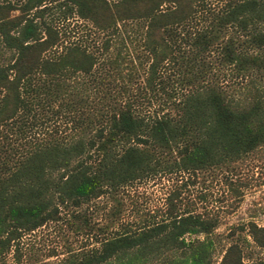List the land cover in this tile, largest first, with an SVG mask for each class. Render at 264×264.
<instances>
[{
  "label": "trees",
  "instance_id": "obj_1",
  "mask_svg": "<svg viewBox=\"0 0 264 264\" xmlns=\"http://www.w3.org/2000/svg\"><path fill=\"white\" fill-rule=\"evenodd\" d=\"M51 1L0 0V253L15 251L23 232L58 218L61 207L85 223L73 208L103 192L159 170L233 160L264 143V83L256 80L264 73V0L215 7L210 0ZM70 16L89 23L82 31L54 23ZM132 20L140 27L126 23ZM125 39L138 48L128 59L145 72L142 91L95 88L86 110L82 90L70 101L64 78L102 82L98 65L114 68ZM230 82L243 89L240 97ZM65 97L78 131L19 148L15 141L37 110ZM216 222L179 208L170 195L164 217L109 231L97 226L94 243L43 264H264V224L252 220L246 231L262 257L244 261L231 242L212 262Z\"/></svg>",
  "mask_w": 264,
  "mask_h": 264
},
{
  "label": "rangeland",
  "instance_id": "obj_2",
  "mask_svg": "<svg viewBox=\"0 0 264 264\" xmlns=\"http://www.w3.org/2000/svg\"><path fill=\"white\" fill-rule=\"evenodd\" d=\"M218 3L219 0H210L209 5L215 7ZM54 23H63L66 29L73 27L74 30L82 31L85 28L81 23L89 22L70 16L55 20ZM126 23H132L138 28L142 22L132 20ZM92 36L96 40L102 38L100 33H93ZM124 41L128 47H121V56L117 57L114 68L105 64L98 65L100 68L94 75H101L102 82L91 81L87 76L78 73L64 78L72 89L70 101L74 102L73 93L82 90L86 98L83 109L86 110L94 103L95 88L106 89L112 93L126 87L128 91L122 93L123 95L130 91H142L145 72L135 58L131 62L128 59L134 55V51H138L134 47L136 42H129L127 39ZM114 51L112 48L108 54H113ZM261 74L263 80L257 77L256 80L264 83V73ZM220 78L221 74L217 79ZM227 88L235 97L242 95L243 89H240L237 82H230ZM67 99L65 97L63 102L52 101L39 108V117L35 124L29 127L23 125L25 138H19L15 144L22 149L41 138L59 139L74 135L78 128L74 126L71 117L77 114L73 109L74 103H64ZM139 99L144 106L153 107V100L147 106L148 102L144 98ZM170 195H173L179 208L192 209L216 218V225L209 234L213 241L212 262L220 258L231 242L238 243L244 261L255 263L262 257L263 250L247 234L246 223L252 220L264 224V143L233 160L195 171L159 170L114 191L103 192L73 208L84 216L85 223L82 218L72 217L69 208L61 207L58 218L47 220L34 229L23 232L15 251L10 247L0 253V264L54 263L69 251L94 243L93 230L97 226H106L109 231L120 228L121 223L134 227L164 217ZM193 236L184 235L186 239ZM195 236L201 238L202 234Z\"/></svg>",
  "mask_w": 264,
  "mask_h": 264
}]
</instances>
